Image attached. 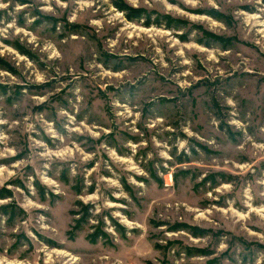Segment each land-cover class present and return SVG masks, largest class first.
<instances>
[{"label": "rangeland", "instance_id": "1", "mask_svg": "<svg viewBox=\"0 0 264 264\" xmlns=\"http://www.w3.org/2000/svg\"><path fill=\"white\" fill-rule=\"evenodd\" d=\"M0 264H264V0H0Z\"/></svg>", "mask_w": 264, "mask_h": 264}, {"label": "trees", "instance_id": "2", "mask_svg": "<svg viewBox=\"0 0 264 264\" xmlns=\"http://www.w3.org/2000/svg\"><path fill=\"white\" fill-rule=\"evenodd\" d=\"M115 3V6L120 9V10H123V11H126V10H130V14H128V18L129 19H132V18H138L139 16L141 17V15L143 14L142 12H140L139 9H136V10H131V8L127 7L125 4H123L122 2H114ZM146 16V14H145ZM147 17V16H146ZM145 24H149V20L147 18V20L145 21ZM83 214H88L87 212V208L83 209ZM76 213V212H75ZM113 221V220H112ZM114 228L118 231H120L119 229H123L122 226L115 222L114 224ZM187 229L189 230V232L194 235V236H200L202 235L204 232V230L202 229H199V228H196L194 226H186ZM104 235V233L100 232L99 230H96L95 232H91L90 234H88V237L91 239V240H94L95 238H97L98 236H102Z\"/></svg>", "mask_w": 264, "mask_h": 264}, {"label": "clouds", "instance_id": "3", "mask_svg": "<svg viewBox=\"0 0 264 264\" xmlns=\"http://www.w3.org/2000/svg\"><path fill=\"white\" fill-rule=\"evenodd\" d=\"M6 6V5H5Z\"/></svg>", "mask_w": 264, "mask_h": 264}]
</instances>
